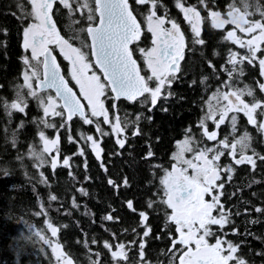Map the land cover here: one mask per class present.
Here are the masks:
<instances>
[{
	"label": "trees",
	"instance_id": "obj_1",
	"mask_svg": "<svg viewBox=\"0 0 264 264\" xmlns=\"http://www.w3.org/2000/svg\"><path fill=\"white\" fill-rule=\"evenodd\" d=\"M89 1L92 7L93 0ZM130 2L133 12L145 26L151 3ZM180 3L199 10L203 20L200 38L204 44L193 42L190 26L176 7V0H156L157 16L173 19L183 28L186 55L177 78L170 88L166 86L163 90L164 94L170 92L171 95L164 98L162 94L155 107L141 103L145 99L142 97L135 102L120 99L117 108L110 109L111 118L117 115L123 128L117 137L111 126L100 120V129L106 135L98 132L95 124H84L79 116L70 122H65V115L54 119L44 117L37 99H31L23 113L10 108L18 96L24 71L22 38L30 10L22 0H0V264H56L50 247L35 234L40 231L46 238L50 237L45 220L58 228V242L73 264H93L97 260L96 251L91 249L94 239L143 236L140 212L148 216L145 222L151 228L148 236L151 238L150 252L156 253L157 248L167 245L164 230L175 232V225L168 221L172 210L163 203L166 197L161 181L173 164L178 142L191 138L192 152H195L221 140H227L231 145L245 132L251 138L249 146L242 150L237 144L235 159L241 154L252 156L256 167L253 169L249 163L235 164L231 148H223L224 155L216 164L220 173L217 185L223 183L224 186L217 187L214 195L223 193L220 204L224 206L229 222L223 229L219 225L211 228L225 240L241 245V250L235 254L237 259L232 262L264 264V211H255L257 207L264 210V160L259 159L264 156V131L249 124L243 113H229V119L217 130L208 122V131L217 132V139L210 141L200 124L208 112L211 97L213 101L216 98L218 106L224 102L222 98L217 100L221 93L247 86L253 89L254 96L243 95L241 98L245 102L251 103L254 98L264 101V92L259 90L257 83H264L258 62L255 66L245 62L241 65L243 75L233 73L229 77L228 70L232 67L227 63L229 49L241 54L246 50L224 39L231 24L223 29L213 28L209 15L210 11H219L226 18L231 8L244 12L247 4V11L254 13L248 18L260 20L264 0H204V3L180 0ZM258 7L260 11H257ZM85 11L88 13L87 8ZM74 13L73 5L71 10L62 12L68 31L74 29ZM144 30L141 39L131 47L138 58L140 54L135 49L142 43L146 50L151 46V34L146 27ZM68 37L76 41L79 36ZM141 66L147 77L148 70L143 61ZM150 86L153 87L152 81ZM111 96L109 91L108 101L113 107L115 102ZM259 111L258 121L263 118ZM233 114L237 116L235 129L230 119ZM137 130L139 134L134 135ZM41 131L51 138L56 133L59 136L60 163L55 169L51 167L50 155L45 157L46 163L42 165L32 155L33 152L43 153ZM88 135L101 136L99 159L91 141L86 139ZM118 139L125 140L123 148L117 143ZM64 159L69 160L68 166L63 165ZM42 179L47 183H41ZM51 196L57 199L51 200ZM128 202L132 203V209ZM40 211L47 212V216L37 215ZM109 215L112 220L106 219ZM213 215L218 216L219 210H214ZM101 223L103 227L99 225ZM156 237L162 241H157ZM210 239L214 244L216 237Z\"/></svg>",
	"mask_w": 264,
	"mask_h": 264
},
{
	"label": "snow or ice",
	"instance_id": "obj_2",
	"mask_svg": "<svg viewBox=\"0 0 264 264\" xmlns=\"http://www.w3.org/2000/svg\"><path fill=\"white\" fill-rule=\"evenodd\" d=\"M200 2L204 3V0H200ZM30 3L32 8L29 15L34 22L23 30V48L26 52L30 50L31 57L25 56L23 63L30 69L32 68L31 60H35L43 65L44 72L41 79L38 72L33 70L29 73V71H25L24 82L29 90L28 94L38 100L43 109L44 117H48L50 114L64 117L66 112L65 122L71 121L74 116H79L84 124L94 122L85 114L84 105L81 104L73 89L69 87L68 81L61 75L60 65L57 63L56 57L53 55L54 49L50 48V45L58 47L64 59L70 62L72 66L70 74L76 85L79 86L81 95L88 101L91 117H103V123H110L108 110L101 100V97L105 96L106 88H110L111 92L115 94L112 97L114 100L123 98L136 101L140 97H145L141 103H150L152 107L156 106L158 100L162 98V94L164 98L171 95L170 92L164 94L163 90L166 86L170 88L172 82L177 78L176 73L180 70V61L184 59L185 35L175 20L166 16H157L155 11L157 7L156 0H136L139 5L151 3V9L146 16V20L147 32L152 36L151 44L153 47L148 50L144 48L135 49L143 54L146 66L151 72V75L147 77L141 75V69L137 61L133 59L134 50L129 47V45L139 41L143 35L141 24L133 14L129 0H94V8L87 3L80 6L88 9V21L96 20V17H98L97 22L94 25L89 24L86 31L91 39L89 45L91 56L95 58V65L103 73L106 84L101 82L100 77L95 72L91 76L88 75L92 64L88 62L86 54L81 49L73 47L68 40L60 35L52 18L55 0H30ZM59 3L64 8L71 10L72 6L69 0H59ZM176 7L183 13L186 23L190 26L193 42L204 44V40L200 38L202 31L200 12L195 7H185L180 3V0H176ZM247 8L248 5L245 4V11L241 12L240 9L233 7L227 12V18H223L219 11H210L209 13L213 28L223 29L227 24L234 25L235 30L228 31L224 39L246 50L244 54H241L229 49L227 63L232 66L228 70L229 77L233 73L243 75L241 65L245 62L253 66L258 62L260 75L264 76V11H260L258 7L257 11H260L261 19L252 20L248 17L254 15V13L247 11ZM166 23L170 24V27H165ZM236 30L249 38H241L237 35ZM258 53L261 55L258 56ZM34 78L38 81L36 88L54 89L56 96L41 98L33 87L32 80ZM151 81H155L154 87L150 86ZM257 83L259 90L264 92V83ZM245 94L254 96V91L246 86L245 89L221 93L217 97L218 102L221 98L227 101V104L220 108L218 113L213 110L208 114L209 118L214 120L217 128L229 119V113H243L249 124L264 131V119L258 121L256 118L258 110H261L259 115L264 117V101L254 98L253 102L247 103L241 98ZM58 100L62 101V105L58 104ZM25 107H27L25 101L19 96L10 105L11 109L21 113L25 111ZM59 107H62L64 111H57L56 109ZM163 110L167 111V109ZM149 111H151V108H149ZM217 114L219 115L218 121L215 120ZM9 115H11V112H9ZM230 119L233 129H235L237 116L233 114ZM42 122L46 123V121ZM201 123L203 125V122ZM46 126L52 127V125ZM96 127L102 135H106L100 129L98 122ZM112 128L113 132L117 134L123 131L118 116L115 118ZM138 134L139 131L137 130L134 135ZM204 134L210 141L217 139L216 131L208 132L206 129ZM39 136L44 144L43 153H50L57 144V139L49 140L43 131L39 133ZM86 139L92 142V149L99 159L101 150L98 142L93 140L91 135H88ZM250 139L249 134L245 132L239 140L231 145L227 140H221L220 144L224 149L231 148L230 154L235 160V164L249 163L254 169L256 161L252 156L241 154L239 159H235L236 145L239 144L243 150L249 146ZM117 143L123 148L125 140L118 139ZM183 151H192V149L186 143ZM43 153H32L40 160L41 165L46 163L43 159ZM208 153H213L211 159L208 158ZM80 154L83 155L82 150ZM150 155L151 153H149ZM222 155L224 153L218 149L205 148L194 156L195 161L202 162L198 164L194 163L193 160H184L181 154L178 163L187 165V167L173 165L172 171L167 172L161 181L166 197L163 203L172 210L171 214L168 215V221L175 225V233L178 234L175 238L169 234L172 242L169 251L174 256L177 253L179 254V264H230V262L237 259L235 254L238 252L239 245L218 236L211 228L212 225H219L223 229L224 225L229 222L224 206L220 204V195L223 193L213 195L214 189L217 187L223 188L224 186L223 183L216 185V181L220 180V175L218 174L219 165L215 162L220 161ZM253 155L258 154L253 153ZM259 159L264 160V156H259ZM63 165L68 166L69 160L64 159ZM51 167L53 169L57 167L55 157L52 158ZM188 168L193 170V175H188ZM228 170L230 171V168ZM41 183H47V180L42 179ZM109 183L113 182L109 181ZM206 195L212 197L211 201L205 200ZM50 198L51 200L57 199L56 196ZM128 207L132 209L131 202H128ZM217 209L219 215L214 216L213 211ZM255 211L261 212L264 210L257 207ZM36 214L47 216L45 211ZM139 215L142 226L146 228L143 237H148L151 228L143 224L148 220V216L144 212H140ZM106 219L112 220L113 217L109 215ZM44 223L47 225V229L50 230L51 236L56 237L58 228L54 227L49 220H45ZM35 234L51 248L60 264H73L72 260L63 253L58 243H53L40 231ZM233 234H235V230ZM226 235L227 233H225ZM213 236L216 237L215 243L210 244L208 238ZM131 243H135V241ZM177 245L180 247H176ZM105 247H110V245L106 243ZM117 247L120 251L111 252L112 257H123L127 260L128 258L124 252L125 245L121 243ZM144 247L145 244L142 238L139 244L142 259L144 257ZM239 264H243V261H239Z\"/></svg>",
	"mask_w": 264,
	"mask_h": 264
},
{
	"label": "flooded vegetation",
	"instance_id": "obj_3",
	"mask_svg": "<svg viewBox=\"0 0 264 264\" xmlns=\"http://www.w3.org/2000/svg\"><path fill=\"white\" fill-rule=\"evenodd\" d=\"M71 1H72V5L75 6L74 17L76 18V21H75V25H73L74 29H71L70 31H68L64 27V25L67 22H66V18H64V14H62V12L64 13L66 8H64L63 5H61L59 3V0H55V3L53 5V9H52L53 22L56 24L57 30L59 31L60 35L63 36L64 39L68 40L74 47L81 49V51L86 54L87 60H88V62H90L92 64L93 69H95L96 71H98L101 74V72L98 70V68L96 67V65H95V63L93 61V57L91 56V48L89 47L90 39H89V37L87 35V31H86V29L89 26V24H93L94 25L97 22L98 17H96V20L88 21L87 20L88 13H86V11H85L86 8L80 7L81 5L84 4L83 0H76L77 2H75L73 0H71ZM130 1L131 0H129V2ZM133 1L136 2V0H133ZM93 3H94V0H93ZM88 5H90V1H89ZM94 6L95 5L93 4L92 7L94 8ZM130 6H131V2H130ZM28 8H30V11H29V13H30L31 12V8H32L31 3H29V7ZM136 17H137V15H136ZM137 18L139 20V17H137ZM30 22H33V19L28 14L27 15V24H26V26ZM139 22H140V24L142 26V31L144 33L145 26H144L143 23H141L140 20H139ZM83 23H85V25H83ZM76 29H78L79 32ZM68 33H69V35H68ZM68 36H70V37L72 36V38L75 37V36H79V37L75 41V40H71V38H69ZM49 47L54 49L53 53L57 57L60 65H61V67L63 69L64 75H65L66 79L69 81V84L76 90V92L78 93L80 98L83 100V102L85 104V108H86V113H87V116H88V107H87L86 100L83 98V96L80 93V89L78 88L76 83L71 79V77L69 75L68 61L66 59H64L63 55H61V53L59 52V50L57 49V47L55 45H50ZM140 48L146 49L144 43L141 44ZM22 49H23V52H24V55H25V50L23 48V38H22ZM139 54H140V58L142 60L140 58H138L137 56H135V54H133V55H134L135 59L137 60L139 66H140V69H141V67H142L141 66V61H143V64L145 65V60H144L143 54L140 53V52H139ZM183 54H184V58H185V55H186V44H185V48H184V53ZM183 60L180 62V67H181V64H182ZM42 66L43 65L41 64V77H42ZM141 72H142V70H141ZM142 74L144 75L143 72H142ZM176 75H177V73H176ZM101 76H102V74H101ZM106 83L107 82L105 81V84ZM108 89H107V92H106L105 96H103V99H104V103H105L106 109L108 110V114L111 116L112 114L110 113V109L111 108H117L116 107V105H118L117 101H120V99L119 100H113L115 102V103L113 102L115 107H111L110 104H109V101H108V98H109L108 97V92L110 91ZM46 91L52 92L51 90H46ZM110 94L112 95L111 91H110ZM112 97H113V95L111 96V98ZM113 114L115 115V112ZM76 117H78V116H76ZM100 121L103 122V120H100ZM143 224H146L148 227H150L149 224H147V222H144ZM99 225H101V227L104 226V224H102V223L99 224ZM145 230H146V228L144 227V230L142 231V235H143V232ZM174 230H175V228H174ZM162 232H163V230H162ZM164 233L167 234V240H166L167 245H166V247L161 246V247L157 248L158 251H156V253L150 252L152 250H150V247H149V245L151 243V238H149V237H143L142 236V237H139V238H132V239L120 238V237H117V238L116 237H111L109 239H101V240L94 239L93 241H95V243L92 242L91 249L96 251L97 260L95 259L93 264H179V260H178L179 254L177 253L174 256L173 253L169 251V249L171 248V245H172L171 239L169 238V234H171L173 238H175L178 234H176L175 232H172V233L166 232L165 230H164ZM142 238H143V242L145 244V247H144V250H143L144 251L143 259L140 257V248H139V244L141 243V239ZM156 240L157 241H162V238L156 237ZM208 240H209V243L211 244V242H210L211 239L208 238ZM99 241H100V245H98ZM132 241H135V243H131ZM106 243L108 245H110V247H105ZM121 243L125 245L124 252H125V255L128 258L127 260H125L123 257H115L114 258L111 255V252H113V251H117V252L120 251V249L117 246L119 244H121ZM236 245H239V244L237 243ZM176 247H180V246L177 245ZM81 250H82V248H81ZM87 250H88V248H87ZM239 250H241V245H239L238 251ZM240 261H242V260H240ZM230 264H239V263L230 262ZM243 264H246V263H244V261H243Z\"/></svg>",
	"mask_w": 264,
	"mask_h": 264
},
{
	"label": "rangeland",
	"instance_id": "obj_4",
	"mask_svg": "<svg viewBox=\"0 0 264 264\" xmlns=\"http://www.w3.org/2000/svg\"><path fill=\"white\" fill-rule=\"evenodd\" d=\"M23 2H24V4L25 5H27V7H29V3H30V0H22ZM71 0H69V3L71 4V6H72V1L70 2ZM83 3L85 4V3H87V4H89V1L87 0H83ZM29 10H30V8H29ZM197 10V9H196ZM197 11H199V10H197ZM241 11V10H240ZM221 16L223 17V18H225L224 16H223V14H221ZM162 17H164V16H162ZM168 18V17H167ZM226 18H227V16H226ZM33 19V18H32ZM170 19V18H169ZM203 21V20H202ZM33 22H34V20H33ZM33 22H30V23H33ZM29 23V24H30ZM28 24V25H29ZM27 25V26H28ZM180 25V24H179ZM228 25V24H227ZM227 25H225L224 27H226ZM26 26V27H27ZM145 27L147 28V20L145 19ZM165 27H170V24H165ZM180 28H181V31L184 33V35H185V32H184V30H183V28L181 27V25H180ZM232 30H235V26L234 25H232V28L229 30V31H232ZM236 32H237V35L238 36H240L241 38H244V39H246V38H249V37H246L245 36V34H243V33H240L238 30H236ZM151 38H152V36H151ZM70 43V42H69ZM185 44H186V37H185ZM74 47V46H73ZM151 47H153V45L151 44V46L148 48V49H150ZM57 49L59 50V48L57 47ZM147 49V50H148ZM60 52V51H59ZM25 56H28L29 58L31 57V52H30V50L29 51H27V53H26V51H25V55H24V57ZM42 59V58H41ZM68 61V60H67ZM31 65H32V68H27L26 66H25V64H24V71H23V73H22V79H21V82H20V85L18 86V89H17V94H18V96L20 97V98H22L24 101H25V103H26V105H27V103L28 102H30L31 101V99H36L35 97H32V96H30L29 94H28V92H29V90H28V88L25 86V82H24V72L25 71H29V73L31 72V71H36V72H38L39 74H40V77H41V64L40 63H38L37 61H35V60H31ZM68 67H69V75H70V77H71V79H72V76H71V70H72V66H71V64H70V62L68 61ZM145 67L147 68V66H146V63H145ZM147 70H148V76L149 75H151V72H150V70L147 68ZM93 72H95L99 77H100V79H101V82H103V83H105V81L103 80V78H102V76H101V74L98 72V71H96L95 69H93V67L88 71V75L89 76H91L92 75V73ZM73 80V79H72ZM74 82H75V80H73ZM76 83V82H75ZM152 83H153V87L155 86V81H152ZM32 84H33V87L35 88V90L38 92V94H39V96L41 97V98H46L47 96H53V97H55V94H53L52 92H50V91H40V90H38L37 88H36V86H35V84H36V79L34 78L33 80H32ZM78 88H79V86H78ZM80 89V88H79ZM107 89L108 88H106V90H105V94H106V92H107ZM230 92V91H229ZM18 96L16 97V99L15 100H17L18 99ZM84 98V97H83ZM85 99V98H84ZM213 99V97H211V100H210V102L208 103V112H207V114H206V116L204 117V119H202V121L201 122H203V125H202V123L200 122V124H201V126H202V130H203V132L205 133V130L207 129V131H208V122H211V123H213L214 125H215V122H214V120L212 119V118H209V112L210 111H213V110H215L217 113L219 112V109L220 108H222L225 104H227V101H220V102H223L221 105H217L216 103L217 102H215L216 101V98H215V101H213L212 100ZM86 100V99H85ZM101 100L104 102V99H103V96L101 97ZM38 101V100H37ZM86 103H87V107H88V116L94 121L93 122V124H95V125H97V122L99 121V120H103V117H99V118H96V117H91V109H90V107L88 106V101L86 100ZM38 104H39V102H38ZM58 104H60V101L58 100ZM219 104V103H218ZM39 106H40V104H39ZM104 106H105V103H104ZM40 108L42 109V107L40 106ZM105 108H106V106H105ZM43 110V109H42ZM57 111H63L62 110V108L61 107H59V108H57L56 109ZM49 118L51 117L52 119H54V118H59L60 116H55V115H49L48 116ZM47 117V118H48ZM117 117V115H115V117L112 119L111 118V116L109 115V121H110V123H107V124H109L110 126H111V128H112V125H113V123H115V118ZM262 119H264V117L262 118ZM215 120L216 121H218L219 120V115L217 114L216 116H215ZM226 122V121H225ZM106 124V123H105ZM216 126V125H215ZM95 129H97V127H95ZM218 128L217 127H215V130H217ZM112 130H113V128H112ZM99 132V131H98ZM208 132H210V131H208ZM122 133V132H121ZM114 134L118 137L119 136V134H117V133H115L114 132ZM45 136L49 139V140H52V139H57V144L55 145V147H53L52 148V150H51V152L50 153H43L44 155H43V159L44 160H46V158H47V156L48 155H50V160L52 161V158L53 157H55L56 159H57V164H59L60 163V160H59V153H58V151H57V147H58V143H59V136H58V134L56 133L55 134V136L53 137V138H51V137H49V136H47L46 134H45ZM93 137V136H92ZM101 136L99 135L98 137H93V140H95V141H97L98 142V144H99V148H100V150H101V145H100V141H101V138H100ZM41 140V139H40ZM191 138H184V139H182V140H180V142H178V145H177V148H176V151H175V153L173 154V164H172V166L166 171V173L167 172H171L172 171V167H173V165H176L177 167H187V165H184V164H182V163H178V158L181 156V154H182V156H183V159L184 160H193V162L194 163H202V162H199V161H195L194 160V156H195V154L197 153V152H199V151H195V152H192V151H183V149H184V146H185V144L187 143V145H188V147H190L191 149H192V146H191ZM92 143V142H91ZM233 143H235V142H233ZM232 143V144H233ZM41 149H42V151H43V148H44V144H43V141L41 140ZM206 148H212V149H218L220 152H223V147H222V145L220 144V143H217V142H214L212 145H210L209 147H206ZM246 148H244V150H245ZM101 153V152H100ZM212 155H213V153H208V158L209 159H211L212 158ZM245 156H247V155H245ZM46 157V158H45ZM49 160V159H48ZM215 163H217V162H215ZM166 173H165V175H166ZM194 173H193V170L191 169V168H188V175L189 176H191V175H193ZM218 174L220 175V173H219V169H218ZM216 185H217V181H216ZM214 191H215V189H214ZM213 195H214V192H213ZM211 196H209V195H206L205 196V200L206 201H211ZM48 239H51V241L53 242V243H58L59 245H60V247H61V250L63 251V253L67 256V254L65 253V251H64V249H63V247L61 246V244L58 242V239H57V236L56 237H52L51 236V234H50V237L48 238ZM51 249V248H50ZM54 255V259H55V262L57 261V259H56V256H55V254H53ZM68 257V256H67ZM69 258V257H68ZM56 264H60V262H56Z\"/></svg>",
	"mask_w": 264,
	"mask_h": 264
},
{
	"label": "water",
	"instance_id": "obj_5",
	"mask_svg": "<svg viewBox=\"0 0 264 264\" xmlns=\"http://www.w3.org/2000/svg\"><path fill=\"white\" fill-rule=\"evenodd\" d=\"M129 5H130V2H129ZM131 7V6H130ZM133 14H134V12H133ZM135 15V14H134ZM136 16V15H135ZM137 21L139 22V20H138V18H137ZM140 23V22H139ZM141 29H142V26H141ZM143 32V31H142ZM89 39H90V37H89ZM90 44H91V39H90ZM132 45L133 44H131V45H129V47H130V49H131V47H132ZM53 55H55L54 53H53ZM56 57V56H55ZM133 59H135V57H134V55H133ZM136 60V59H135ZM56 61H57V63L60 65V63H59V61H58V59H57V57H56ZM93 61H94V63H95V58L93 57ZM137 61V60H136ZM181 62V61H180ZM137 64H138V62H137ZM138 66H139V64H138ZM97 67V66H96ZM140 67V66H139ZM98 68V67H97ZM98 70L100 71V69L98 68ZM43 72H44V69H43V66H42V77H41V79L43 78ZM60 72H61V75H63L64 76V78L66 79V77H65V75H64V72H63V69H62V67H61V65H60ZM101 72V71H100ZM101 74H102V77H103V79H104V76H103V73L101 72ZM141 75H143L142 74V72H141ZM67 80V79H66ZM68 81V80H67ZM37 83H38V81H36V84H35V86L37 85ZM68 84H69V81H68ZM69 87H71L72 89H73V91L76 93V95H77V97L79 98V100H80V102H81V104L82 105H84V111H85V114L87 115V113H86V108H85V104H84V102H83V100L80 98V96L78 95V93L76 92V90L69 84ZM38 90H40V91H46V90H51L54 94H55V96H56V93H55V90L54 89H48V88H37ZM110 89V88H109ZM111 91V90H110ZM112 93V92H111ZM112 95L114 96L115 94L114 93H112ZM140 98H142V97H140ZM139 98V99H140ZM121 99H123V98H121ZM126 100V99H125ZM60 101V100H59ZM129 101V100H128ZM137 101V100H136ZM130 102H135V101H130ZM60 105H62V101H60ZM62 108V107H61ZM63 109V108H62ZM64 111V110H63ZM65 118H66V115H67V113L65 112ZM76 116H74L73 117V119L75 118ZM72 119V120H73ZM71 120V121H72ZM70 122V121H69Z\"/></svg>",
	"mask_w": 264,
	"mask_h": 264
}]
</instances>
